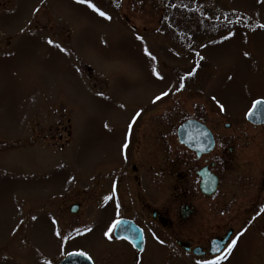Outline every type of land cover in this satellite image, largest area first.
Masks as SVG:
<instances>
[{"label":"rangeland","instance_id":"obj_1","mask_svg":"<svg viewBox=\"0 0 264 264\" xmlns=\"http://www.w3.org/2000/svg\"><path fill=\"white\" fill-rule=\"evenodd\" d=\"M258 99L264 0H0V264L72 253L101 264L108 217L94 210L74 234L54 206L110 185L138 141L137 158L160 148L152 120L164 111L178 125L203 115L217 136H264L245 122ZM252 141L238 151L261 153ZM244 187L227 173L211 215H245L257 192ZM231 249L224 264H264V235L243 232Z\"/></svg>","mask_w":264,"mask_h":264},{"label":"flooded vegetation","instance_id":"obj_2","mask_svg":"<svg viewBox=\"0 0 264 264\" xmlns=\"http://www.w3.org/2000/svg\"><path fill=\"white\" fill-rule=\"evenodd\" d=\"M175 91L181 92L178 88ZM191 119L204 124L213 134L215 146L210 152L199 154L179 142L178 129ZM181 120L177 109L161 113L156 121L152 120L159 128L160 148L137 158L141 140L138 141L121 168L122 175L110 185L99 183L95 189L83 190L82 202L77 199L54 206L62 218L60 222L74 234L89 227L90 212L95 210L108 217L102 231L113 242L111 248H101V264H208L216 260L224 264L238 235H264V215H250L264 205L259 196L264 192V142H257L262 144L261 153L238 151L239 142L256 143L264 136H217L207 119L197 113L178 125ZM152 121L150 118L151 124ZM245 122L264 132V125L247 119ZM224 125L231 128L229 123ZM139 130L142 133L141 127ZM237 169L239 173H235ZM227 173L238 174L245 189L257 192L253 197L246 194L245 215L214 216L212 206L205 203L218 195ZM212 179H216L217 188L208 195L202 184L205 182L209 189ZM88 192H95L96 199L86 205ZM200 197L202 201H198ZM82 214L85 220H79Z\"/></svg>","mask_w":264,"mask_h":264},{"label":"water","instance_id":"obj_3","mask_svg":"<svg viewBox=\"0 0 264 264\" xmlns=\"http://www.w3.org/2000/svg\"><path fill=\"white\" fill-rule=\"evenodd\" d=\"M260 103H257V102ZM251 112L247 115V120L255 125H264V100H258ZM178 138L181 144L186 145L199 154L208 153L215 146L214 137L207 127L195 120H191L179 128ZM212 187L206 188L205 182L202 184L203 192L211 195L217 188L216 179L210 181ZM60 264H93L84 255L73 253L65 258Z\"/></svg>","mask_w":264,"mask_h":264},{"label":"snow or ice","instance_id":"obj_4","mask_svg":"<svg viewBox=\"0 0 264 264\" xmlns=\"http://www.w3.org/2000/svg\"><path fill=\"white\" fill-rule=\"evenodd\" d=\"M90 7H92L95 11H97L99 13L100 16H105L106 14L103 11H100L99 8H96L95 5L90 4ZM49 43H52V41H49ZM165 95H167V93H165ZM161 97H157V100H159ZM257 103H260L259 101ZM125 147H127V145H125ZM105 235H109L108 233H105ZM110 238V237H109ZM233 244H235V242H233ZM231 248H229V252H231ZM220 259H224V257H221ZM208 264H220V260H216V261H211L208 262Z\"/></svg>","mask_w":264,"mask_h":264}]
</instances>
